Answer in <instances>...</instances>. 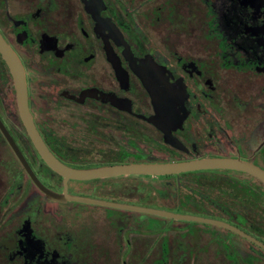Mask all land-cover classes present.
<instances>
[{
	"label": "flooded vegetation",
	"instance_id": "1",
	"mask_svg": "<svg viewBox=\"0 0 264 264\" xmlns=\"http://www.w3.org/2000/svg\"><path fill=\"white\" fill-rule=\"evenodd\" d=\"M0 38L64 168L264 175V0H0ZM0 264H264V181L65 178L0 53Z\"/></svg>",
	"mask_w": 264,
	"mask_h": 264
},
{
	"label": "water",
	"instance_id": "2",
	"mask_svg": "<svg viewBox=\"0 0 264 264\" xmlns=\"http://www.w3.org/2000/svg\"><path fill=\"white\" fill-rule=\"evenodd\" d=\"M0 53L5 60L8 68L13 77V85L16 91V99L17 105L19 109V113L21 119L27 128L30 137L42 156L43 160L49 165L51 169L56 171L57 173L63 175L65 178L72 179H95V178H103V177H111L118 175H130V174H144V175H163V174H172L177 172H183L188 170H198V169H214V168H232L240 171L247 172L260 180L264 181L263 173L257 168L240 163V162H225V161H198L191 163H181V164H170V165H162V166H148V165H125V166H116V167H108L103 169H97L86 172L72 171L61 166L41 143L39 137L35 129L33 128L30 118L28 116L27 107H26V90L25 83L23 77L22 68L11 52V50L5 45V43L0 38ZM52 198V197H50ZM56 200V199H53ZM69 201H74L75 199H66ZM65 201V200H63ZM85 202H93L100 205L111 206L110 204L100 203L97 201H85ZM161 214V213H158ZM166 215V214H164ZM176 218H184V217H176ZM202 221V220H199Z\"/></svg>",
	"mask_w": 264,
	"mask_h": 264
}]
</instances>
